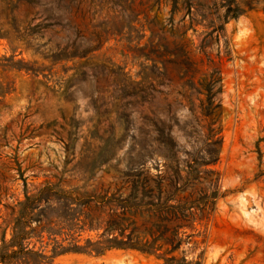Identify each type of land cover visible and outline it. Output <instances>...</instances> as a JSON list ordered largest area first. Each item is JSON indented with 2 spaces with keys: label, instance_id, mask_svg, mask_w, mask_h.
I'll return each mask as SVG.
<instances>
[{
  "label": "rangeland",
  "instance_id": "rangeland-1",
  "mask_svg": "<svg viewBox=\"0 0 264 264\" xmlns=\"http://www.w3.org/2000/svg\"><path fill=\"white\" fill-rule=\"evenodd\" d=\"M229 3L0 0V225L45 185L75 198L171 180L215 200L187 229L188 261L264 264V12L226 18ZM50 198L30 204L32 228L63 211ZM79 204L80 224L99 216ZM29 240L51 254L46 232ZM49 264L163 262L114 248Z\"/></svg>",
  "mask_w": 264,
  "mask_h": 264
},
{
  "label": "trees",
  "instance_id": "trees-1",
  "mask_svg": "<svg viewBox=\"0 0 264 264\" xmlns=\"http://www.w3.org/2000/svg\"><path fill=\"white\" fill-rule=\"evenodd\" d=\"M225 2H230L226 18H235L254 10L264 12V6L256 4L264 0ZM186 58L190 60L188 56ZM212 74L204 73L206 80L211 79ZM218 74L217 71L215 79L221 80ZM141 172H144L143 166L129 169L126 175H141ZM186 185L152 178L143 182L125 180L119 185L115 184V192H111L113 185L109 184L107 187L103 186L100 193L75 198L66 195H80L77 189L65 191L53 185H45L32 196L26 194V201L23 203L25 211L13 216L12 220H4V226L0 225V264H49L56 256L68 252L100 256L114 248L134 249L154 256L163 264H194L187 260L185 251L182 250L183 245L190 243L193 238V234H188L187 229H195V224L204 217L215 200H211V196H205L206 194H198L196 184ZM53 195L59 203L62 202L63 211L52 219L41 208V216L35 218L39 228H32L29 225L32 220L31 212L27 213L34 208L30 204L33 202L40 206L42 202L50 203ZM79 203L83 207L99 211V216H88L89 220H82L83 224H80L81 214L71 213ZM9 229L10 238L7 237ZM86 229L101 233L97 239L90 237L82 244L81 234H75ZM45 232L53 239L51 254L44 248L36 250L29 240L36 234L41 238ZM63 234L68 238L61 241L56 238ZM65 241H68L67 244Z\"/></svg>",
  "mask_w": 264,
  "mask_h": 264
}]
</instances>
